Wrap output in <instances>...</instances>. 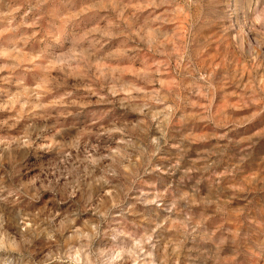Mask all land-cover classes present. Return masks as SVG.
Masks as SVG:
<instances>
[{"label":"rangeland","instance_id":"obj_1","mask_svg":"<svg viewBox=\"0 0 264 264\" xmlns=\"http://www.w3.org/2000/svg\"><path fill=\"white\" fill-rule=\"evenodd\" d=\"M0 264H264V0H0Z\"/></svg>","mask_w":264,"mask_h":264}]
</instances>
